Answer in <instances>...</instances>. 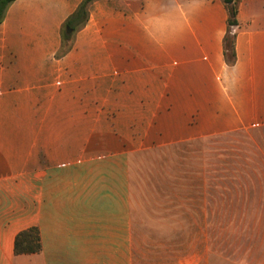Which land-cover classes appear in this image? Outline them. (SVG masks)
<instances>
[{
	"label": "crops",
	"instance_id": "obj_1",
	"mask_svg": "<svg viewBox=\"0 0 264 264\" xmlns=\"http://www.w3.org/2000/svg\"><path fill=\"white\" fill-rule=\"evenodd\" d=\"M81 1L0 22V264H134L130 154L264 124V0H233V65L224 0H95L59 55ZM237 246L264 264V230Z\"/></svg>",
	"mask_w": 264,
	"mask_h": 264
},
{
	"label": "rangeland",
	"instance_id": "obj_2",
	"mask_svg": "<svg viewBox=\"0 0 264 264\" xmlns=\"http://www.w3.org/2000/svg\"><path fill=\"white\" fill-rule=\"evenodd\" d=\"M129 167L134 264H229L264 230V124L135 151Z\"/></svg>",
	"mask_w": 264,
	"mask_h": 264
},
{
	"label": "trees",
	"instance_id": "obj_3",
	"mask_svg": "<svg viewBox=\"0 0 264 264\" xmlns=\"http://www.w3.org/2000/svg\"><path fill=\"white\" fill-rule=\"evenodd\" d=\"M14 0H0V22L2 21L5 11L9 4ZM95 0H82L75 12L67 19L63 29V43L59 55H63L68 52L70 48L69 37L67 28L75 30L77 27L86 23L89 16V6ZM229 10V28L224 37V54L228 65H233L236 61L235 51V34L232 33V26L237 24L236 20V8L233 4V0H224ZM41 248L39 232L36 227L21 231L15 240V253L16 254H31L39 252Z\"/></svg>",
	"mask_w": 264,
	"mask_h": 264
},
{
	"label": "water",
	"instance_id": "obj_4",
	"mask_svg": "<svg viewBox=\"0 0 264 264\" xmlns=\"http://www.w3.org/2000/svg\"><path fill=\"white\" fill-rule=\"evenodd\" d=\"M68 31H70V28L68 29Z\"/></svg>",
	"mask_w": 264,
	"mask_h": 264
}]
</instances>
